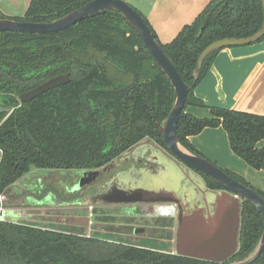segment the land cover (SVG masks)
Segmentation results:
<instances>
[{
    "label": "trees",
    "instance_id": "obj_1",
    "mask_svg": "<svg viewBox=\"0 0 264 264\" xmlns=\"http://www.w3.org/2000/svg\"><path fill=\"white\" fill-rule=\"evenodd\" d=\"M90 1L30 0L23 17H8L1 11L0 17L47 22ZM263 17L261 0H211L168 43L158 40L144 17L182 80L190 86L177 125L179 142L189 152L206 158L190 144L188 136L206 127L221 126L231 150L252 168L264 170V147H257L264 140V115L207 106L193 94L221 49L205 57L195 79L193 70L201 51L218 39L254 35ZM65 73L70 75V83L29 102L20 101L23 92ZM173 101L174 91L167 76L116 11H102L53 33L0 32V195L31 167L95 170L144 140L163 147L159 125ZM189 104L207 106L210 116L197 118L185 113ZM223 170L255 189L244 178ZM203 178L209 188H221ZM263 230L264 218L244 201L239 248L229 261L251 253ZM225 263L0 220V264ZM251 264H264V249Z\"/></svg>",
    "mask_w": 264,
    "mask_h": 264
},
{
    "label": "water",
    "instance_id": "obj_2",
    "mask_svg": "<svg viewBox=\"0 0 264 264\" xmlns=\"http://www.w3.org/2000/svg\"><path fill=\"white\" fill-rule=\"evenodd\" d=\"M261 1L264 15V0ZM105 10L116 11L128 21L173 87L174 101L167 116L159 125V134L164 149L185 168L206 176L222 189L213 192L215 200L210 203V208L206 212L195 208L189 211L188 214L182 212L178 216L177 235L172 253L214 263H253L264 249V230L251 253L241 260H229L237 253L239 248L242 203L244 201L250 203L264 218V197L257 190L229 176L222 168L208 159L189 152L181 145L177 135V125L190 86L182 80L174 63L167 56L139 11L125 0H91L67 14L47 22L16 21L7 17H0V32L12 31L30 34L58 32ZM262 36H264V17L261 28L250 37L223 38L211 42L197 58L193 70L194 78L199 77L202 62L211 52L226 47L251 44L258 41ZM70 82L71 77L68 73L59 74L23 92L19 99L23 103L29 102L49 90ZM135 146L123 153L121 157L132 152ZM113 164L110 163L103 167V170L113 166ZM85 174H89L93 178L99 174V170L88 171ZM155 178L157 180L153 181L150 177L144 175L143 179H134L133 183H128L125 174H120L117 180L119 186L113 189L115 190L114 194L120 196L125 202L134 203L159 202L163 199H158V196L163 194L169 196L166 199H176L174 191L169 185L173 180L171 175L157 173ZM122 182L124 184H121Z\"/></svg>",
    "mask_w": 264,
    "mask_h": 264
},
{
    "label": "crops",
    "instance_id": "obj_3",
    "mask_svg": "<svg viewBox=\"0 0 264 264\" xmlns=\"http://www.w3.org/2000/svg\"><path fill=\"white\" fill-rule=\"evenodd\" d=\"M0 1L3 3L4 0ZM128 1L148 20L158 40L161 43H168L185 24L191 23L211 0ZM27 3L28 0L23 1L25 7ZM0 7L4 9L2 11L5 14L11 16L21 15L26 10L24 6L3 8L1 4ZM193 94L207 106H220L264 115V39L247 45L221 49L206 74L194 87ZM207 106L189 104L185 107V113L197 118L209 117L210 111ZM188 140L199 153L220 168L245 178L264 191L262 182L260 184L254 182L256 174L253 170L257 169L249 166L231 150L227 133L221 126L206 127L201 132L188 136ZM257 147H264V140L257 143ZM144 168L140 169V172L153 181L157 180L155 178L157 173L170 174L173 179L169 185L176 199L159 201V204L162 203V206L166 205L171 210L161 211L155 215L167 216L173 221L171 238L174 249L178 216L182 212L188 214L195 208L206 212L210 208V203L215 200L213 192L222 189L209 188L203 175L194 173L178 161L165 156ZM257 171L264 172V170Z\"/></svg>",
    "mask_w": 264,
    "mask_h": 264
},
{
    "label": "rangeland",
    "instance_id": "obj_4",
    "mask_svg": "<svg viewBox=\"0 0 264 264\" xmlns=\"http://www.w3.org/2000/svg\"><path fill=\"white\" fill-rule=\"evenodd\" d=\"M23 1L24 0H4L3 3H0V5L2 4L3 8L25 7V5H23ZM29 1L30 0H28L25 7L26 10L28 8ZM125 1L136 9V7L128 0ZM2 10L4 9L0 7L2 14L8 17H23L26 13L25 10V12L21 15L11 16L5 14ZM141 145H143L142 142L137 144L134 147L135 149H133V153L139 155V153L144 150V153L148 154L150 148L146 147L147 149H143L144 147ZM154 152L159 154L158 150H154ZM133 153L131 154L133 155ZM122 160L123 159L111 166V169L104 176L106 179L115 176L117 173H122L125 174V178L128 183H133L134 179H140L142 177L140 169H144V167L151 164V162H142L137 164L133 161V158ZM115 161H117V158L116 160H113V162ZM95 170H101V168H97ZM85 171L88 172L94 170ZM253 171H255L254 173L256 174L254 180L255 184H258V182L260 184L262 182L261 184L264 185V172H258L257 170ZM82 172L83 170L81 169L49 170L31 167L26 174L7 187L0 195L2 201L0 213H2L1 215L3 220L64 231H70V226L73 227V229L77 228L72 226L73 224L70 223L72 216L75 214V211L78 210V207L72 204V200H74L76 195L72 196V192H70L69 189ZM250 178L254 179L252 176H250ZM121 184L124 183L122 182ZM250 184L255 189L261 191V189L255 187L256 185L254 186L252 183ZM98 190L99 187H97L95 192H93L96 193ZM261 192L264 194V191ZM91 195L92 190L85 191V204L82 205L81 208L85 209V213L88 214L87 219H91L92 223H89L90 221H88L87 225H84L83 228H77L78 230H75L74 232L85 234V236L93 235L100 238L127 242L129 244L154 248L164 252L172 251V238L170 239L171 241L148 239V229L144 233H132L131 230L134 227L138 228L144 226L145 218H141L140 216L131 217L122 213H110L108 211L106 213H94L95 208L106 209V207L97 203L95 204L91 201H86L91 197ZM83 198V194L78 196V199L80 200H83ZM91 213L96 214L94 216V220H92L90 216ZM106 222L110 223L108 226L109 228L103 225ZM68 224L71 225L69 226Z\"/></svg>",
    "mask_w": 264,
    "mask_h": 264
},
{
    "label": "flooded vegetation",
    "instance_id": "obj_5",
    "mask_svg": "<svg viewBox=\"0 0 264 264\" xmlns=\"http://www.w3.org/2000/svg\"><path fill=\"white\" fill-rule=\"evenodd\" d=\"M144 148L146 147L150 148L149 153L145 154L144 150L137 155L136 153L129 152L124 157L119 156L117 158V161L112 163H117L121 159H134L133 161L137 164L142 162H157L160 159H163V157H167L172 160H176L169 152H167L164 147L158 146V144H155L154 142L150 140H144L142 141ZM154 150H158L159 154L157 152H154ZM133 153V155L131 154ZM116 160V159H115ZM122 160V161H123ZM177 161V160H176ZM111 169V167L106 168L103 170V167L101 170H99V174L92 178V176L89 174H85L87 171L83 170L81 175L76 179V181L73 183V185L70 187L69 191L72 192V196L76 197L74 200H72V204L76 205L78 207V210L75 211V214L72 216V220L70 223H72V226H75L77 228L84 227L85 223L88 221L91 222V219H87V215L85 213V209L81 208L82 205L85 204V191L92 190V195L90 198H88L86 201H91L93 203H97L102 205L103 207H106V209H100L95 208V212H110V213H122L131 217L140 216L141 218H145L144 226L141 227H134L131 231L133 234L139 232L144 233L149 230V237L148 239L152 240H162V241H170L171 235H172V227H173V221L169 219L167 216H156V213H160L161 211H167L169 212L171 210L170 207L162 206L163 204H159L160 202H142V203H134V202H125L122 200V198L116 194H114L115 190L114 188L118 187L117 180L119 179V175L122 173H117L115 176L110 177L109 179H106L104 176L107 174V172ZM145 169V168H144ZM152 170V167H150ZM144 177V174H142V179ZM140 178V179H141ZM99 187V190L95 192V189ZM94 191V192H93ZM80 194H83L84 198L83 200L78 199V196ZM118 194V193H117ZM71 196V195H70ZM169 196L163 194L158 196V199L165 200ZM68 198V197H67ZM96 214L91 213L90 216L92 220H94V216ZM109 216V215H108ZM65 224V223H64ZM110 223L106 222L103 225L106 227L109 226ZM69 226L71 224H68ZM77 228H74L70 226V231L78 230ZM109 228V227H108ZM122 229V228H121ZM122 232V230H121Z\"/></svg>",
    "mask_w": 264,
    "mask_h": 264
},
{
    "label": "built area",
    "instance_id": "obj_6",
    "mask_svg": "<svg viewBox=\"0 0 264 264\" xmlns=\"http://www.w3.org/2000/svg\"><path fill=\"white\" fill-rule=\"evenodd\" d=\"M0 220H3V217H2V215L0 216Z\"/></svg>",
    "mask_w": 264,
    "mask_h": 264
}]
</instances>
